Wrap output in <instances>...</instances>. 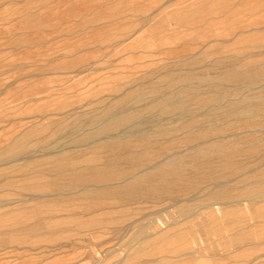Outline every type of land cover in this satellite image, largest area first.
<instances>
[{
  "label": "rangeland",
  "instance_id": "374dc122",
  "mask_svg": "<svg viewBox=\"0 0 264 264\" xmlns=\"http://www.w3.org/2000/svg\"><path fill=\"white\" fill-rule=\"evenodd\" d=\"M263 28L264 0H0V264H264V77L215 80L264 69Z\"/></svg>",
  "mask_w": 264,
  "mask_h": 264
},
{
  "label": "bare ground",
  "instance_id": "6f19581e",
  "mask_svg": "<svg viewBox=\"0 0 264 264\" xmlns=\"http://www.w3.org/2000/svg\"><path fill=\"white\" fill-rule=\"evenodd\" d=\"M165 2V1H164ZM190 2V1H189ZM193 2V1H192ZM210 3H211V1H209ZM165 4V3H164ZM167 4V3H166ZM207 5V4H206ZM163 6V5H162ZM157 11V10H156ZM156 13V12H155ZM187 18V17H186ZM210 19H212V18H210ZM178 23V22H177ZM207 25V24H206ZM257 25V24H256ZM260 25V24H259ZM144 27V26H143ZM194 27V26H193ZM142 28V27H141ZM193 29V28H192ZM264 29V28H263ZM259 30V29H258ZM252 31V30H251ZM226 41V40H225ZM203 44V43H202ZM259 47V46H258ZM203 49V48H202ZM205 50V49H204ZM195 53V52H194ZM198 53V52H197ZM251 53V52H250ZM192 54V53H191ZM206 54V53H205ZM231 55H233V54H231ZM186 56L189 58V55L188 54H186ZM186 56H183V57H185V59H186ZM264 56V55H263ZM179 57V56H178ZM190 57H192V56H190ZM233 57V56H232ZM235 58H236V56H234ZM240 57V56H239ZM181 58V57H180ZM205 58V57H204ZM223 58V57H222ZM253 58V57H252ZM185 59H184V61H185ZM193 59H195V58H193ZM187 60V59H186ZM191 60V58L189 59V61ZM238 60V59H237ZM249 60V59H248ZM247 60V61H248ZM178 61V60H177ZM181 61V60H180ZM188 61V60H187ZM189 61L187 62V63H189ZM191 61H193V60H191ZM204 61V60H203ZM214 62V61H213ZM213 62H211V63H213ZM231 62V61H230ZM173 63V62H172ZM181 63H183V62H181ZM223 63V62H222ZM225 63V62H224ZM264 63V62H263ZM166 64V63H165ZM169 64V63H168ZM171 64V63H170ZM176 64H178V63H176ZM190 64V63H189ZM217 64V63H216ZM231 64V63H230ZM164 65V64H163ZM179 65V64H178ZM186 66L185 67H187V64H185ZM223 65V64H222ZM226 65H228V64H226ZM238 65H240V64H238ZM237 65V66H238ZM262 65V64H261ZM162 66V65H161ZM174 66V65H173ZM172 66V67H173ZM177 66V65H176ZM181 66V65H180ZM183 66V65H182ZM229 67H230V65H228ZM243 66V65H242ZM166 67V66H165ZM171 67V66H170ZM179 67V66H178ZM200 67V66H199ZM216 67H218V66H216ZM215 67V68H216ZM223 67H225L226 68V66H223ZM223 67H221L220 69H222ZM232 67V66H231ZM159 68V67H158ZM169 68V67H168ZM168 68H166L167 69V71L170 69H168ZM183 68H184V66H183ZM188 68H189V66H188ZM195 68V67H194ZM212 68V67H211ZM224 68V69H225ZM176 69V68H175ZM178 69V68H177ZM181 69H182V67H181ZM189 69H191V68H189ZM165 70V69H164ZM171 70V69H170ZM178 70H180V69H178ZM208 70V69H207ZM163 71V70H162ZM166 71V70H165ZM191 71L193 72V71H195L194 69L192 70L191 69ZM158 72V71H157ZM156 72V73H157ZM174 72V71H173ZM173 72H171V73H173ZM177 72V71H176ZM176 72H174V73H176ZM184 72H185V70H184ZM191 72V74H193ZM202 72V71H201ZM204 72V71H203ZM206 72H208V71H206ZM212 72V71H211ZM200 73V72H199ZM210 73V72H209ZM217 73V72H216ZM180 74V73H179ZM195 74V73H194ZM196 74H198V73H196ZM203 74V73H202ZM206 74V73H205ZM205 74H203V75H205ZM175 75V74H174ZM177 75H178V73H177ZM207 75V74H206ZM153 76V75H152ZM179 76V75H178ZM147 77V76H146ZM262 77H264V69H262L261 71L260 70H257V69H255V68H252V69H245V70H243V69H227V71L225 70V71H222V72H219L218 74H217V77L215 78V80L217 79L218 80V82H220V83H225V85L226 84H229V83H231V86H232V83H236V84H240V85H245V84H251L250 82H253V81H255L256 79H260V78H262ZM208 78V77H207ZM149 79V78H148ZM172 79V78H171ZM171 79L169 80V81H171ZM179 79V78H178ZM185 79L186 80H188V81H190V80H193V79H195V80H202V76L201 75H197V76H186L185 77ZM204 79V78H203ZM163 80V79H162ZM173 80V79H172ZM207 80V79H206ZM209 80H210V78H209ZM214 80V81H215ZM159 81H161V80H159ZM158 81V82H159ZM204 81V80H203ZM258 80H256V82H257ZM174 82V81H173ZM209 82V81H208ZM215 82H217V81H215ZM141 83V82H140ZM202 83V82H201ZM206 83V82H205ZM213 83V82H212ZM219 83V84H220ZM254 83V82H253ZM252 83V84H253ZM156 84V83H155ZM168 84V83H167ZM179 84V83H178ZM177 84V85H178ZM191 84V83H190ZM211 84V83H210ZM128 85V84H127ZM215 85V84H214ZM230 85V84H229ZM239 85V86H240ZM256 85V84H255ZM254 85V86H255ZM140 86V85H139ZM165 86V85H164ZM173 86V85H172ZM171 86V87H172ZM221 86V85H220ZM239 86H238V88H239ZM151 87V86H150ZM163 87V86H162ZM166 87V86H165ZM170 87V86H169ZM209 87V86H208ZM217 87H218V85H217ZM225 87V86H224ZM234 87H236V86H233V89H234ZM174 88V87H173ZM176 88V87H175ZM174 88V89H175ZM199 88V87H198ZM213 88H214V86H213ZM221 88V87H220ZM168 89V88H167ZM173 89V90H174ZM182 89V88H181ZM194 89V88H193ZM201 89H203L202 87H201ZM208 89V88H207ZM209 89H211V88H209ZM228 89V88H227ZM257 89V88H256ZM144 90V89H143ZM170 90H172V89H170ZM195 90V89H194ZM216 90V89H215ZM225 90V89H224ZM223 90V91H224ZM229 91H230V89H228ZM175 91V90H174ZM193 91V90H192ZM207 90H205V92H206ZM213 91V90H212ZM211 91V92H212ZM220 90L218 89V92H219ZM246 91V90H245ZM247 91H248V89H247ZM251 91H253L252 89H251ZM255 91V90H254ZM132 92V91H131ZM135 92V91H134ZM147 92V91H146ZM145 92V93H146ZM186 92V91H185ZM194 92V91H193ZM195 92H197V91H195ZM210 92V91H209ZM221 92V91H220ZM168 93V92H167ZM172 93H174L173 91H172ZM178 93H179V91H178ZM198 93V92H197ZM196 93V94H197ZM217 93V92H216ZM228 92H226V94H222V95H219V96H217V99L220 101V102H224V101H227L228 99V96H230L231 94H230V92L227 94ZM241 93V92H240ZM243 93V92H242ZM123 94V93H122ZM154 94V93H153ZM160 94H161V92H160ZM159 94V95H160ZM169 94V93H168ZM202 94V93H201ZM158 95V93H157V96H159ZM175 95V94H174ZM178 95V94H177ZM190 95H192V93L190 92ZM208 95V94H207ZM213 95V94H212ZM250 95V94H249ZM112 96V95H111ZM150 96V95H149ZM157 96H154V97H157ZM163 96V95H162ZM173 96V95H172ZM171 96V97H172ZM181 96H183V93L182 92H180V94L177 96V97H175V99H172L171 98V100L172 101H170V103H167L169 106H167V107H165L164 109H163V112L165 113V114H167V115H170V116H172L173 117V115L175 114L176 115V112H180V110H182L183 108H184V104H183V102H181V100H180V98H181ZM214 96V95H213ZM116 97V96H115ZM132 97V96H131ZM166 97V96H165ZM186 97V96H185ZM198 97V96H197ZM204 97V96H203ZM257 97V96H256ZM261 97V96H260ZM259 97V98H260ZM147 98H149V97H147ZM146 98V99H147ZM153 98V97H152ZM160 98V97H159ZM158 98V99H159ZM167 98H169V97H167ZM166 98V99H167ZM188 98H190V96L188 97ZM193 98V97H192ZM209 98H210V96H209ZM262 98V97H261ZM187 99V98H186ZM198 99H200V98H198ZM216 99V98H215ZM232 99V103L230 102L229 103V110H230V112L232 111V110H236V107L237 106H239V105H242L241 107H245V108H247V110L248 109H252V108H254V105H256L255 103L256 102H259L260 101V99H259V101H257L256 100V102L255 103H253L250 99H248V98H244L245 100H243V101H236V99L235 98H231ZM262 99H264V97L262 98ZM157 100V99H156ZM155 100V101H156ZM163 100V99H162ZM148 101H150V100H148ZM153 101V100H152ZM164 101V100H163ZM166 101V100H165ZM183 101V100H182ZM185 101V100H184ZM189 101H190V99H189ZM262 101V100H261ZM110 102H111V100H110ZM129 102V101H128ZM134 102V101H133ZM147 102V101H146ZM145 102V103H146ZM151 102V101H150ZM195 102V101H194ZM152 103V102H151ZM162 103V102H161ZM165 103V104H166ZM196 103V102H195ZM135 104V103H134ZM163 104V103H162ZM187 104V103H186ZM214 104H216V103H214ZM225 104V103H224ZM261 104V103H260ZM151 105V104H150ZM160 104H158V106H159ZM207 105V104H206ZM220 105V104H219ZM127 106V105H126ZM136 106V105H135ZM135 106H133L134 107V109H135ZM142 106H143V104H142ZM157 106V105H156ZM204 106V105H203ZM202 106V107H203ZM100 107V106H99ZM131 106H129L128 108H130ZM138 107V106H137ZM140 107V106H139ZM153 107V106H152ZM189 106H187V108H188ZM194 107H196L195 106V104H194ZM198 107V106H197ZM208 107V106H207ZM214 107H216V106H214ZM220 107V106H219ZM151 108V107H150ZM186 108V107H185ZM191 108V107H190ZM142 109V108H141ZM189 109V108H188ZM194 109L195 108H193V111H194ZM201 109V108H200ZM209 109V108H208ZM237 109H238V107H237ZM116 110V109H115ZM121 109H119V111H120ZM131 110V109H130ZM137 110V109H136ZM147 110H149V109H147ZM152 110H154V109H152ZM187 110V109H186ZM75 111V110H74ZM118 111V112H119ZM125 111V110H124ZM142 111V110H141ZM158 111V110H157ZM211 111V110H210ZM222 111V110H221ZM220 111V112H221ZM238 111H239V109H238ZM257 111V110H256ZM76 112V111H75ZM74 112V113H75ZM123 112V111H122ZM129 112V111H128ZM145 112V111H144ZM143 112V113H144ZM148 112V111H147ZM147 112H145V113H147ZM153 112V111H152ZM226 111H224V113H225ZM240 112V111H239ZM81 113V112H80ZM83 113V112H82ZM141 113L142 112H133V113H130V114H125V113H116V114H111L110 115V117L108 118V117H106V120H104V121H99L100 123L98 124V125H96L95 127H93V129H91V132L88 130L87 132H90V133H88V135H86L85 137L84 136H82V137H80L82 140H88V138H100V136H102L103 138L105 137H107V136H111V134H112V136H114V134H113V132H117V130H119L121 127H123V125L124 126H128L126 123H128V122H132V120H134L135 118H138V117H140L141 116ZM215 113H217V112H215ZM228 113V112H227ZM246 113H248V112H246ZM161 114V113H160ZM195 114V113H194ZM214 114V113H213ZM220 114V113H219ZM238 114V113H237ZM242 114H244V113H242ZM257 114V113H256ZM143 115V114H142ZM149 115V114H148ZM155 115V114H154ZM162 115H164V114H162ZM174 115V116H175ZM209 115H211V114H209ZM99 116V115H98ZM156 116V115H155ZM158 116H160V115H158ZM181 116V115H180ZM194 115L192 114V117H193ZM200 116V115H199ZM202 116V115H201ZM245 116V115H244ZM77 117V116H76ZM166 117H168V116H166ZM165 117V118H166ZM141 118V117H140ZM144 118H146V117H144ZM143 118V119H144ZM155 118V117H154ZM162 118H164V117H162ZM170 118V117H169ZM216 118V117H215ZM92 119V118H91ZM97 119V118H96ZM102 119V118H101ZM139 119V118H138ZM148 119V118H147ZM171 119V118H170ZM174 119V118H173ZM172 119V120H173ZM180 120L181 118H177V120ZM183 119H184V117H183ZM221 119V118H220ZM84 120H85V118H84ZM100 120V119H99ZM155 120H157V118H155ZM176 120V119H175ZM186 120V119H185ZM184 120V121H185ZM219 120V119H218ZM79 121V120H78ZM89 121V120H88ZM88 121H86V122H88ZM142 121H144V120H142ZM183 121V122H184ZM80 122V121H79ZM137 122V121H136ZM136 122L134 121V124H136ZM141 122V121H140ZM157 122V121H156ZM158 122H161L160 121V118H159V121ZM176 122V121H175ZM174 122V123H175ZM208 122V121H207ZM220 122V121H219ZM133 123V122H132ZM71 124V123H70ZM69 124V125H70ZM126 124V125H125ZM142 124V123H141ZM159 124V123H158ZM161 124V123H160ZM166 124V123H165ZM171 124V123H170ZM72 125V124H71ZM132 125V124H131ZM144 125V124H143ZM156 125V124H155ZM196 125V124H195ZM204 125V124H203ZM160 126V125H159ZM162 126H164V125H162ZM177 126V125H176ZM175 126V127H176ZM253 126V125H252ZM77 127H78V125H77ZM83 128H84V126H82ZM81 127V128H82ZM128 127H130V126H128ZM149 127H151V126H149ZM149 127H148V129H149ZM153 127H155V126H153ZM161 127V126H160ZM180 127V126H179ZM199 127V126H198ZM74 128V127H73ZM78 128H80V127H78ZM147 128V127H146ZM166 128V127H165ZM171 128V127H170ZM174 128V127H173ZM190 128V127H189ZM194 128V127H193ZM253 128V127H252ZM144 128H142V130H143ZM151 129V128H150ZM164 129V128H163ZM168 129V128H167ZM197 129H199V128H197ZM32 130V129H31ZM67 130V129H66ZM87 130V129H86ZM147 130V129H146ZM166 130V129H165ZM174 129H172V131H173ZM259 130V129H258ZM264 130V129H263ZM63 131V130H62ZM65 131V130H64ZM84 131V130H83ZM120 132H122V130H119ZM150 131H152V130H150ZM164 131V130H163ZM171 131V130H170ZM250 131V130H249ZM133 133H134V131H132ZM131 132V133H132ZM136 132V131H135ZM138 132V131H137ZM136 132V133H137ZM159 132V131H158ZM162 132V131H161ZM187 132V131H186ZM194 132V131H193ZM244 132H246V131H244ZM136 133H134L135 135H136ZM152 133H153V131H152ZM184 133V132H183ZM252 133V132H251ZM67 134H70V132L69 133H67ZM110 134V135H109ZM142 134V133H141ZM180 134V133H179ZM240 134H241V132H240ZM74 135V134H73ZM77 135V134H76ZM79 136H80V134H78ZM82 135V134H81ZM117 135H118V133H117ZM123 135V134H122ZM127 135V134H126ZM131 135V134H130ZM138 135V134H137ZM146 135V134H145ZM144 135V136H145ZM185 135V134H184ZM226 135H228V134H226ZM234 135V134H233ZM244 135V134H243ZM72 136V135H71ZM134 136V135H133ZM143 136V137H144ZM77 137V136H76ZM117 137V136H116ZM72 138V137H71ZM70 138V139H71ZM78 138V137H77ZM102 138V139H103ZM108 139H109V137H107ZM118 138V137H117ZM148 138V137H147ZM215 138H216V136H215ZM214 138V139H215ZM219 138H221V137H219ZM76 139V138H75ZM218 139V138H217ZM32 140V139H31ZM95 140V139H94ZM99 140V139H98ZM119 140V139H118ZM122 140V139H121ZM10 141V140H9ZM74 141H76V140H74ZM123 141V140H122ZM208 141H210V140H208ZM94 142V141H93ZM215 142V141H214ZM255 142V141H254ZM166 143V142H165ZM200 143H202V142H200ZM208 143V142H207ZM261 143V142H260ZM84 144H85V142H84ZM83 144V145H84ZM87 144V143H86ZM96 144V143H95ZM102 144V143H101ZM72 145V144H71ZM82 145V146H83ZM65 146V145H64ZM63 146V147H64ZM190 146H192V145H190ZM195 147H196V145H194ZM199 146H201V145H199ZM229 146H230V144H229ZM73 147H75V146H73ZM72 147V148H73ZM79 147V146H78ZM87 147V146H86ZM254 147V146H253ZM10 148H12V147H10ZM14 148V147H13ZM12 148V149H13ZM59 148V147H58ZM61 149H62V146L60 147ZM59 148V149H60ZM77 148V147H76ZM215 148V147H214ZM227 148V147H226ZM59 149H57V150H59ZM81 149V148H80ZM99 149V148H98ZM122 149V148H121ZM137 149V148H136ZM218 149V148H217ZM70 150V149H69ZM73 150H75V149H73ZM78 150V149H77ZM77 150L75 151V152H77ZM104 150V149H103ZM103 150H102V152H103ZM113 150V149H112ZM112 150H110V151H112ZM123 150H125V149H123ZM183 150V149H182ZM182 150H180V151H182ZM197 150H198V148H197ZM7 151V150H6ZM61 151V150H60ZM65 151V150H64ZM63 151V152H64ZM67 151H68V149H67ZM114 151V150H113ZM176 151V150H175ZM180 151H179V153H180ZM201 151V150H200ZM136 152H138V151H136ZM184 152V151H183ZM67 153H70V152H67ZM73 153V152H72ZM124 153V152H123ZM165 153V152H164ZM167 153V152H166ZM173 153H175V152H173ZM194 153V152H193ZM2 154V153H1ZM125 154H126V152H125ZM172 154V153H171ZM176 154V153H175ZM186 154V153H185ZM190 154H192V153H190ZM65 155V154H64ZM95 155H97V154H95ZM118 155V154H117ZM15 156V155H14ZM60 156V155H59ZM112 156V155H111ZM171 155L169 154V157H170ZM187 156V155H186ZM196 156V155H195ZM101 157V156H100ZM198 157V156H197ZM212 157V156H211ZM216 157V156H215ZM247 157H250V156H248L247 155ZM18 158V157H17ZM117 158V157H116ZM166 158V157H165ZM252 158V157H251ZM128 159H130V158H128ZM247 159V158H246ZM5 160V159H4ZM14 160V159H13ZM16 160V159H15ZM24 160H26V159H24ZM60 160V159H59ZM62 161V160H61ZM143 161H145V160H143ZM180 161V160H179ZM243 161V160H242ZM9 162H11V161H9ZM122 162H124V161H122ZM131 162V161H130ZM160 162V161H159ZM162 162V161H161ZM170 162V161H169ZM169 162H167V163H169ZM181 162V161H180ZM13 163V162H12ZM104 163H105V161H104ZM107 163V162H106ZM117 163V162H116ZM158 163V162H157ZM156 163V164H157ZM183 163V162H182ZM125 164V163H124ZM127 164V163H126ZM156 164L154 165V166H156ZM1 165V164H0ZM127 165H129V164H127ZM49 166V165H48ZM55 166V165H54ZM241 166V165H240ZM36 167V166H35ZM133 167V166H132ZM150 167V166H149ZM28 168V167H27ZM130 168V167H129ZM151 168V167H150ZM154 168V167H153ZM243 168V167H242ZM258 168V167H257ZM147 169V168H146ZM162 169V168H161ZM177 169V168H176ZM255 169V168H254ZM13 170H14V168H13ZM47 170V169H46ZM143 170V169H142ZM145 170V169H144ZM45 171V170H44ZM168 171V170H167ZM12 172V171H11ZM144 172V171H143ZM14 173V172H13ZM46 173V172H45ZM150 173V172H149ZM47 174V173H46ZM89 175V174H88ZM135 175V174H134ZM137 175V174H136ZM135 175V176H136ZM160 176V175H159ZM171 176H173V174L171 175ZM126 177V176H125ZM140 177V176H139ZM152 177V176H151ZM79 178H81V177H79ZM161 178V177H160ZM124 179V178H123ZM129 179V178H128ZM169 179H171V178H169ZM130 180V179H129ZM147 180H150L149 178L147 179ZM146 180V187L148 188V189H146L147 190V193H148V195L149 194H152V195H154V194H157L156 192H155V180H151V181H147ZM157 180V179H156ZM256 180V179H255ZM125 181V180H124ZM261 181V180H260ZM91 182V181H90ZM117 182V181H116ZM120 182V181H119ZM123 181H121V183H122ZM131 182V181H130ZM133 182V181H132ZM251 182H253V181H251ZM106 183V182H105ZM128 183V182H127ZM142 183V182H141ZM94 184V183H93ZM108 184V183H107ZM112 184V183H111ZM217 184V183H216ZM221 184V183H220ZM100 185H102V184H100ZM103 185H105V184H103ZM114 185H118V184H115V182H114ZM136 185V184H135ZM133 183H128L127 185H125V186H117L116 187V189H117V191L119 192V193H127L128 192V194L130 193V194H133V195H136V194H139L140 192H141V190L142 189H140V188H138V187H136ZM226 185H228V184H225V186ZM73 186V185H72ZM77 186V185H76ZM96 186V185H95ZM218 186H220V185H218ZM234 186V185H233ZM97 187H99V186H97ZM112 187V186H111ZM206 187V186H205ZM204 187V188H205ZM87 188V187H86ZM88 188H90L89 186H88ZM93 188V187H92ZM106 188V187H105ZM110 188V187H109ZM143 188V187H142ZM203 188V187H202ZM215 188H217V187H215ZM214 188V189H215ZM144 189V188H143ZM161 189H163V188H161ZM223 189V188H222ZM75 189H73V191H74ZM145 190V191H146ZM39 191V190H38ZM80 191V190H79ZM78 191V192H79ZM40 192H42V191H40ZM67 192V191H66ZM70 192H72V191H70ZM112 192V191H111ZM111 192H109V193H111ZM219 192V191H218ZM77 193V192H76ZM97 193V192H96ZM174 193V192H173ZM209 193V192H208ZM211 193V192H210ZM53 194V193H52ZM105 194V193H104ZM116 194V193H115ZM162 194V193H161ZM35 195V194H34ZM40 195V194H39ZM45 195H47V194H45ZM51 195V194H50ZM110 195H113V194H110ZM41 196V195H40ZM44 196V195H43ZM94 196V195H93ZM97 196V195H96ZM116 196H119V195H116ZM125 195H123V197H124ZM132 196V195H131ZM155 196V195H154ZM177 196V195H176ZM100 197V196H99ZM122 197V196H121ZM130 197V196H129ZM135 197V196H134ZM137 197V196H136ZM102 198V197H101ZM127 198V197H126ZM129 199V198H128ZM179 199V198H178ZM40 200V199H39ZM75 200H77V199H75ZM86 200V199H85ZM88 200V199H87ZM98 200V199H97ZM96 200V201H97ZM100 200V199H99ZM175 200V199H174ZM61 201V200H60ZM105 202V201H104ZM159 202V201H158ZM38 203V202H37ZM57 203V202H56ZM71 203V202H70ZM210 203V202H209ZM222 203V202H221ZM75 204V203H74ZM206 204V203H205ZM214 204V203H213ZM59 205V204H58ZM71 205H73V204H71ZM86 205V204H85ZM227 205V204H226ZM82 206V205H81ZM93 206V205H92ZM210 207V206H209ZM219 207V206H218ZM64 208V207H63ZM182 214V213H181ZM221 216V215H220ZM92 218V217H91ZM89 219V218H88ZM96 219V218H95ZM29 222H31V221H29ZM88 225V224H87ZM17 226V225H16ZM26 226H27V224H26ZM29 226V225H28ZM27 226V227H28ZM157 226V225H156ZM155 228V227H154ZM163 229V228H162ZM19 233V232H18ZM168 233V232H167ZM153 234V233H152ZM155 234V233H154ZM160 236V235H159ZM104 252V251H103ZM194 254V253H193ZM203 254V253H202ZM101 255H99V258H97V260H98V263L99 262H101L102 260H103V258L101 259ZM105 259V258H104ZM205 261H207V260H205ZM97 262V261H96ZM103 262V261H102ZM204 262V261H203ZM209 264V263H208Z\"/></svg>",
  "mask_w": 264,
  "mask_h": 264
}]
</instances>
